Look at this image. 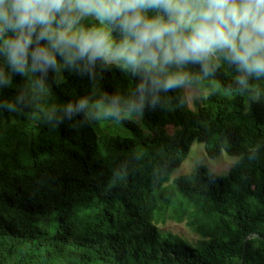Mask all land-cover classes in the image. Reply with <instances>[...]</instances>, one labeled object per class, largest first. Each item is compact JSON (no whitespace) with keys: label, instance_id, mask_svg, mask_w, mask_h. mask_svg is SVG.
<instances>
[{"label":"trees","instance_id":"obj_1","mask_svg":"<svg viewBox=\"0 0 264 264\" xmlns=\"http://www.w3.org/2000/svg\"><path fill=\"white\" fill-rule=\"evenodd\" d=\"M219 65L191 85L208 91L197 111L181 88L134 110L137 119L114 116L127 138L95 112L44 115L83 97L133 98L139 78L116 67L98 64L94 78L50 70L46 98L0 108V264H264V78L242 88L241 73ZM27 86L15 75L0 105ZM196 140L212 158L237 157L235 166L219 175L197 165L170 181ZM169 219L197 239L163 231Z\"/></svg>","mask_w":264,"mask_h":264},{"label":"clouds","instance_id":"obj_2","mask_svg":"<svg viewBox=\"0 0 264 264\" xmlns=\"http://www.w3.org/2000/svg\"><path fill=\"white\" fill-rule=\"evenodd\" d=\"M221 59L241 73L242 88L249 78H264V0H0V95L15 75L28 81L21 95L0 105L10 111L50 94V70L94 78L99 64L138 77L133 98L83 97L62 114L44 110L46 119L127 116L154 106L161 92L214 75Z\"/></svg>","mask_w":264,"mask_h":264},{"label":"rangeland","instance_id":"obj_3","mask_svg":"<svg viewBox=\"0 0 264 264\" xmlns=\"http://www.w3.org/2000/svg\"><path fill=\"white\" fill-rule=\"evenodd\" d=\"M183 89L185 91L186 107L192 111H197V105L204 104L208 91H201L194 86ZM124 117L137 119L139 115L132 111L130 115ZM101 124L104 130H107L112 135L120 136L121 138H127L133 135L132 131L121 125L114 116L103 115ZM237 160V157L231 156L225 151H222L217 157L212 158L206 153L204 144L196 140L191 146L188 157L183 161L180 167L173 171L170 181L182 175L190 174L197 165H206L216 174L228 175L235 166ZM160 227L163 231L178 233L191 241H195L198 237L197 234L190 230L184 223H177L170 219L167 220L165 224H161Z\"/></svg>","mask_w":264,"mask_h":264}]
</instances>
